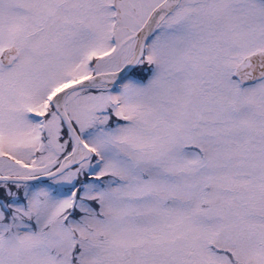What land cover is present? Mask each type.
Returning <instances> with one entry per match:
<instances>
[{
  "label": "snow or ice",
  "instance_id": "obj_1",
  "mask_svg": "<svg viewBox=\"0 0 264 264\" xmlns=\"http://www.w3.org/2000/svg\"><path fill=\"white\" fill-rule=\"evenodd\" d=\"M0 264H264V0H0Z\"/></svg>",
  "mask_w": 264,
  "mask_h": 264
}]
</instances>
